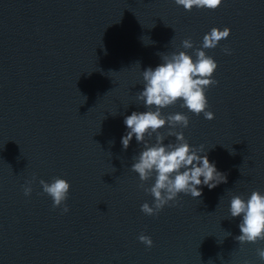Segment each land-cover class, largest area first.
Wrapping results in <instances>:
<instances>
[{
    "label": "water",
    "instance_id": "95a60500",
    "mask_svg": "<svg viewBox=\"0 0 264 264\" xmlns=\"http://www.w3.org/2000/svg\"><path fill=\"white\" fill-rule=\"evenodd\" d=\"M214 27L230 29L203 49L217 63L205 89L214 118L182 101L161 113L188 116L175 131L203 145L227 182L145 215L153 197L130 169L143 145L133 136L122 148L124 118L147 110L141 72L173 52L195 59ZM158 131L175 142L167 125ZM53 177L70 184L66 213L39 184ZM252 191L264 194V0L191 11L174 0H0V264H264V240L239 244L228 211Z\"/></svg>",
    "mask_w": 264,
    "mask_h": 264
},
{
    "label": "clouds",
    "instance_id": "9594fccd",
    "mask_svg": "<svg viewBox=\"0 0 264 264\" xmlns=\"http://www.w3.org/2000/svg\"><path fill=\"white\" fill-rule=\"evenodd\" d=\"M174 3L185 11H191L193 7L215 10L222 0H174ZM229 34L230 29L227 27L223 30L214 27L204 34L201 48L194 50L195 59L186 51L173 52L170 56H160L161 63L155 68L147 67L141 72L143 90L138 92L137 99L143 101L147 110L133 111L131 115L125 116L126 133L121 137V144L126 150L134 136L136 142L143 145L139 154L133 156L130 169L138 174L142 182L138 187L153 197L152 206L147 202L141 205L140 210L145 215H158L165 205L175 202L180 193L199 198L202 186L211 190L227 182L226 176L217 170L215 162H210L207 153L203 152V145L191 147L183 133L175 131L177 126H188V116L175 113L165 117L161 109L182 101L181 107L189 112L197 116L202 113L208 120L214 118V114L206 110L208 102L205 89L218 83L212 79L217 63L203 49L215 48ZM181 46L185 50L192 49L191 38L182 40ZM222 51L230 54L228 48ZM166 125L167 136L174 137L175 142L164 143L166 137L158 130ZM153 134L155 143H150L145 137L151 138ZM153 177L152 185L145 188L143 182ZM31 183L27 181L22 186L25 196L32 192ZM39 184L43 193L51 198L54 209L61 207L62 212H68L64 202L68 198L70 184L65 179L53 177L50 183L40 180ZM228 211L231 218H240V234L234 237L239 244L264 240V194L252 191L247 200L240 195H233ZM138 240L146 247L152 246L151 238L146 235L141 234ZM257 254L264 260V248L257 249Z\"/></svg>",
    "mask_w": 264,
    "mask_h": 264
}]
</instances>
